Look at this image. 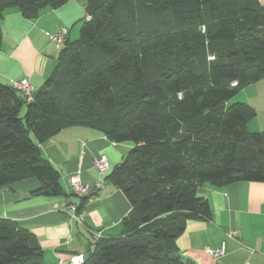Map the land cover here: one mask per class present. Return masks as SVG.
<instances>
[{
    "label": "trees",
    "instance_id": "trees-1",
    "mask_svg": "<svg viewBox=\"0 0 264 264\" xmlns=\"http://www.w3.org/2000/svg\"><path fill=\"white\" fill-rule=\"evenodd\" d=\"M68 1L0 0V19L8 7L34 18ZM262 79L260 0H105L77 38L67 36L35 99L0 81V188L34 177L35 194L79 197L40 145L63 128L132 142L106 175L132 210L83 264H198L177 239L189 220L212 217L202 185L264 182V129L249 128L257 111L230 103ZM32 237L0 216V264H45Z\"/></svg>",
    "mask_w": 264,
    "mask_h": 264
},
{
    "label": "crops",
    "instance_id": "crops-1",
    "mask_svg": "<svg viewBox=\"0 0 264 264\" xmlns=\"http://www.w3.org/2000/svg\"><path fill=\"white\" fill-rule=\"evenodd\" d=\"M264 4V0H260ZM90 0H69L58 8L47 7L37 17H26L16 7H8L0 19L3 36L0 44V81L28 78L34 90L41 87L57 64L63 44L50 39L61 27L68 38L80 34L83 19L88 18ZM257 114L249 122L264 127V79L241 91ZM44 155L62 175L67 193H72L70 177L80 171L83 182L103 186L94 189L82 207V220L71 217L68 205L80 204L81 197L35 194L40 183L31 177L0 188V216L17 221L33 232L34 245L41 248L45 264H60L74 255L88 254L98 235H118L122 221L132 205L123 191L106 175L128 154L132 142L115 143L101 131L74 125L63 128L40 144ZM106 154L110 168L106 173L94 166V160ZM8 188V190H5ZM19 192H31L30 198L17 201ZM200 192L210 203L212 217L191 219L178 237L180 251L198 264H264V182L238 181L221 187L208 183ZM224 246L225 253L215 258L206 247Z\"/></svg>",
    "mask_w": 264,
    "mask_h": 264
},
{
    "label": "built area",
    "instance_id": "built-area-1",
    "mask_svg": "<svg viewBox=\"0 0 264 264\" xmlns=\"http://www.w3.org/2000/svg\"><path fill=\"white\" fill-rule=\"evenodd\" d=\"M68 36V29L66 27H61L59 31L50 33L49 37L52 41L64 44ZM17 90L22 92L28 99H32V94L34 92V87L28 78H23L20 80H12L10 83ZM94 166L102 173L109 171L110 162L106 154H101L94 160ZM70 184L72 191L79 197H84L91 195L94 189H99L103 186V182H96L95 184L85 183L82 181L80 176V171L76 174L71 175ZM68 213L71 217L82 220V212H78V205L71 202L68 205ZM101 234L98 235V238ZM206 252L212 255L215 258H220L224 255L225 249L224 246L213 248L210 246L206 247ZM85 260V254L74 255L69 261L60 260V264H83Z\"/></svg>",
    "mask_w": 264,
    "mask_h": 264
},
{
    "label": "water",
    "instance_id": "water-1",
    "mask_svg": "<svg viewBox=\"0 0 264 264\" xmlns=\"http://www.w3.org/2000/svg\"><path fill=\"white\" fill-rule=\"evenodd\" d=\"M104 2L105 0H90L88 14L93 15L96 12V10H98L104 4ZM40 91H41V87L34 90L32 94V99H35ZM5 190H8V188H5ZM19 195L20 197L17 201H23V200L30 198L32 193L31 192H19Z\"/></svg>",
    "mask_w": 264,
    "mask_h": 264
},
{
    "label": "rangeland",
    "instance_id": "rangeland-1",
    "mask_svg": "<svg viewBox=\"0 0 264 264\" xmlns=\"http://www.w3.org/2000/svg\"><path fill=\"white\" fill-rule=\"evenodd\" d=\"M243 97V94H241V92H239L236 96H234L231 100H230V103H233V102H237L239 100H241ZM26 108L24 107L23 108V111H22V114L25 112ZM258 121L259 120H253L251 123H250V130L252 131H261L264 129V127L262 128H258Z\"/></svg>",
    "mask_w": 264,
    "mask_h": 264
}]
</instances>
